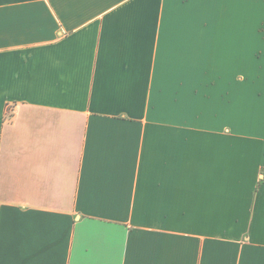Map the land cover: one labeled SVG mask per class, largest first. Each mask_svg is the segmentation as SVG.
<instances>
[{
	"label": "crops",
	"instance_id": "crops-1",
	"mask_svg": "<svg viewBox=\"0 0 264 264\" xmlns=\"http://www.w3.org/2000/svg\"><path fill=\"white\" fill-rule=\"evenodd\" d=\"M0 264H264V0H0Z\"/></svg>",
	"mask_w": 264,
	"mask_h": 264
}]
</instances>
